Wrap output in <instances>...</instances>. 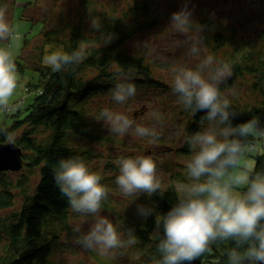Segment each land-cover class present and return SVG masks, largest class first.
Here are the masks:
<instances>
[{
	"label": "trees",
	"instance_id": "obj_1",
	"mask_svg": "<svg viewBox=\"0 0 264 264\" xmlns=\"http://www.w3.org/2000/svg\"><path fill=\"white\" fill-rule=\"evenodd\" d=\"M6 1L0 0V5H5ZM95 4V0H82L80 14L59 28L52 26L47 29L48 22L44 21L45 27L39 35L37 54L34 55L38 60L37 66L29 65L33 61L24 56V64L15 60L22 71L32 67L36 77L25 86L32 97L30 102L12 114L13 122L7 126L23 151L24 165L19 172H0V212L7 211L0 214V243L6 240L5 250L0 252V264H55V253L60 248H74L70 224L73 213L53 180L60 158L80 156L89 166L97 158L105 161L102 170L91 169L102 177V183L109 190V198L103 206L112 207V193L117 190L109 185L110 175L106 174L110 169H117V159L122 155L128 156V151L132 155L133 149L123 142L125 140L121 136L108 132L103 121H97L99 112H96L97 117L92 116L91 103L105 96L111 98L116 70L132 74L136 95H145L148 90H164L159 87L168 84L167 90L171 89L169 82L167 84L155 77L156 70L148 56L134 54L124 47L138 33L153 29L156 17L152 15V1H134L122 12L115 8V2L102 5L101 10L96 9ZM89 16L101 22L99 32L90 29ZM200 23L206 26L205 45L211 54L232 67V77L220 87L222 92H228L231 110L238 113L233 123L257 117L264 125V28L252 39L240 43L211 18L200 19ZM110 35L114 37L112 42L103 45V40ZM30 42L27 41L23 49ZM80 45L86 47L85 59L70 70L53 72L45 63V57L56 51V46L71 52ZM183 112L189 119H186L179 147L172 144L173 139L160 134L154 144L157 149L154 147L153 152L170 153L173 150L180 156L191 155L184 138L198 130L204 113L193 115L190 111ZM0 141L8 143L3 135H0ZM102 144L107 147L106 153L95 148ZM255 162V169L264 171V153L257 154ZM163 187L162 195L143 196L144 206L153 209L148 218L118 215L122 231L133 228L138 238L136 245L128 250L122 249L123 255L132 256L128 257L129 264H143L144 259L155 252L156 214L166 213L178 195L174 184H163ZM231 246L227 241L217 242L191 264H227L226 252ZM92 255L101 261L96 253L92 252Z\"/></svg>",
	"mask_w": 264,
	"mask_h": 264
},
{
	"label": "clouds",
	"instance_id": "obj_2",
	"mask_svg": "<svg viewBox=\"0 0 264 264\" xmlns=\"http://www.w3.org/2000/svg\"><path fill=\"white\" fill-rule=\"evenodd\" d=\"M191 4L192 0H182V6L169 16L168 26L182 37L178 47L186 50V61L171 69V91L185 111L204 114L198 130L184 138L191 153L185 162L187 181L177 189L172 207L156 214L155 252L143 264H191L209 252L211 245L226 241L232 245L226 252L227 264H264V171H257L248 159L261 147L258 142H264V125L257 117L233 123L238 113L231 110V100L220 87L232 77V67L205 48L206 26L194 18ZM89 27L99 32L102 25L89 16ZM113 38L106 37L103 45ZM21 39L18 25L8 16V6L0 5V112L5 114L19 108L12 98L19 83L14 44ZM144 46L152 51L148 44ZM85 53L84 45L71 52L51 51L45 63L53 72L70 70L85 59ZM136 91L132 74L117 69L112 100L123 105ZM152 117L160 119L156 111ZM97 121H103L110 133L124 136L132 131L137 137L151 138L153 144L160 136L156 128L135 123L109 108L100 111ZM0 135L9 144L15 143L7 127L0 126ZM116 164L115 183L125 197H151L165 191L151 155H122ZM53 180L71 211L91 218L87 230L82 224L72 227L77 245L106 254L137 244L133 228L121 231L102 214L109 190L82 157L60 158ZM136 211L144 219L153 214L144 205Z\"/></svg>",
	"mask_w": 264,
	"mask_h": 264
},
{
	"label": "rangeland",
	"instance_id": "obj_3",
	"mask_svg": "<svg viewBox=\"0 0 264 264\" xmlns=\"http://www.w3.org/2000/svg\"><path fill=\"white\" fill-rule=\"evenodd\" d=\"M134 1L142 0H95L96 9L101 10V6L110 5L111 2H115L119 12L123 9H127L132 5ZM153 7L152 15L156 17L153 29L145 32L138 33L131 40H128L124 44V47L136 54H144L149 57V60L154 64V70H156L155 77L160 78L163 82L171 84L172 79V67L179 63L186 61L185 49L178 47L179 41L182 39L176 34L169 26V16L172 12L178 10L182 6V0H151ZM8 16L13 20L19 28L22 34V39L14 44L15 60L24 64V58L27 60L30 58L32 62L29 65L37 66L38 60L34 55L37 42L42 34L47 20V29L56 26H63L66 22L80 14L82 0H7ZM193 9L194 18L200 22V19L211 18L217 25L221 26L228 35H231L233 40L240 42L242 40L252 39L257 35L259 30L264 28V0H192L190 5ZM105 8V7H104ZM63 36V35H61ZM28 46L24 48L27 41ZM145 44H148L152 51L149 52L145 48ZM34 48V49H33ZM205 48L209 53L211 51L205 45ZM33 49V50H32ZM246 49V48H244ZM56 50H60L59 46H56ZM219 59L218 56H216ZM33 66V67H35ZM18 68V67H17ZM19 83L17 91L12 100L15 104H19V107L28 104L31 100V95L26 91V84L29 80L36 77V71L32 68H24L23 71L18 68ZM170 87V85L168 84ZM168 86L159 87L164 90H148L145 95L137 94L135 97L130 98L125 104H117L111 98L105 96L99 100H94L91 103L93 109L92 116H96V112L104 108H109L114 111L122 112L128 115L135 123L142 124L150 128H156L160 134H163L168 139H173L174 145L179 147V140L181 135L184 134L186 119L183 112V107L178 103L177 97H175ZM245 91V88L241 91ZM228 93V92H226ZM230 95V94H229ZM19 108H14L9 114L0 112V124L4 126H10L13 122L12 114L17 112ZM156 111L160 115V119L156 120L152 117V112ZM107 126V125H105ZM20 133V131L18 132ZM120 136V135H119ZM127 145L131 146L133 151L132 155H151L157 164V173L162 180V184H174L177 188L187 181L185 162L190 156H180L173 150L170 153L152 151L156 146L152 144L151 138L137 137L134 132L130 131L128 134L121 136ZM182 141V140H181ZM261 147L256 153H253L248 159L256 166L255 157L257 154L264 153V142H258ZM138 146V147H136ZM96 150L106 153V145H96ZM157 149V148H156ZM115 152V150L113 151ZM129 155V151L127 152ZM111 159V158H110ZM105 161L100 159H94L90 163V168L101 169L105 167ZM22 170V169H21ZM102 170V169H101ZM20 171V170H19ZM14 171V172H19ZM108 171V170H106ZM117 171V172H115ZM119 174V169H110L107 175H110L109 185L116 187L117 191H113L112 207L103 206V215H107L113 220L114 224L122 231L121 221L118 219V215H137V206L144 205L145 200L143 196L137 197H125L115 183V178ZM176 174L177 176H174ZM16 177V176H14ZM116 192V193H115ZM144 203V204H143ZM7 211L0 212L5 214ZM73 213V212H72ZM138 216V215H137ZM90 217H84L80 214H71V230L75 224H82L83 229L87 230L89 227ZM88 221V222H85ZM74 237V233H71ZM66 236V235H65ZM4 240L0 243V252L5 250ZM74 248H60L55 253V264H129L127 263L130 255H123L122 249L111 250L106 254H102L98 250H86L77 245L74 242ZM129 248H127L128 250ZM92 252L96 253L101 259L99 261L92 255ZM125 252H127L125 250ZM103 261L105 263H103ZM130 262V261H128ZM131 264V263H130ZM207 264H216L215 262H208Z\"/></svg>",
	"mask_w": 264,
	"mask_h": 264
},
{
	"label": "water",
	"instance_id": "obj_4",
	"mask_svg": "<svg viewBox=\"0 0 264 264\" xmlns=\"http://www.w3.org/2000/svg\"><path fill=\"white\" fill-rule=\"evenodd\" d=\"M23 151L16 144L0 141V172L19 171L23 168Z\"/></svg>",
	"mask_w": 264,
	"mask_h": 264
}]
</instances>
